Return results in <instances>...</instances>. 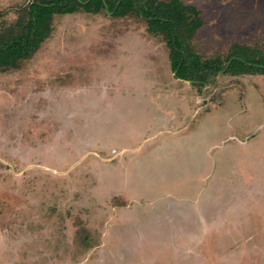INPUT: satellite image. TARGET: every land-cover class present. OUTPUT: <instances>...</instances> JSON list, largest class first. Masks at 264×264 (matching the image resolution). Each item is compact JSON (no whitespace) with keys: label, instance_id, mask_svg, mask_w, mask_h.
Segmentation results:
<instances>
[{"label":"rangeland","instance_id":"rangeland-1","mask_svg":"<svg viewBox=\"0 0 264 264\" xmlns=\"http://www.w3.org/2000/svg\"><path fill=\"white\" fill-rule=\"evenodd\" d=\"M42 1L0 0V45ZM183 1L202 57L264 50V0ZM51 28L0 68V264H264V76L175 79L134 14Z\"/></svg>","mask_w":264,"mask_h":264},{"label":"trees","instance_id":"trees-1","mask_svg":"<svg viewBox=\"0 0 264 264\" xmlns=\"http://www.w3.org/2000/svg\"><path fill=\"white\" fill-rule=\"evenodd\" d=\"M83 10L104 11L122 18L134 14L147 23V32L162 35L169 50L171 73L175 79L200 86L217 75L264 76V50L257 46L231 44L225 57L204 58L194 51L192 40L204 25L201 12L183 0H46L28 5V27L19 33L9 30L11 39L0 45V68H16L18 61L30 57L51 32L53 14ZM19 22V21H18ZM20 24V23H19Z\"/></svg>","mask_w":264,"mask_h":264}]
</instances>
